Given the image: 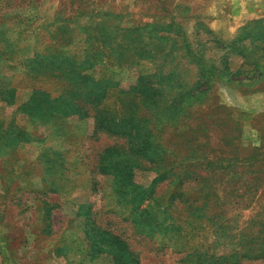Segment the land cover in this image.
<instances>
[{"label":"rangeland","instance_id":"1","mask_svg":"<svg viewBox=\"0 0 264 264\" xmlns=\"http://www.w3.org/2000/svg\"><path fill=\"white\" fill-rule=\"evenodd\" d=\"M262 17L264 0H0V264H115L106 245L89 249L90 218L119 235L140 264H180L193 248L197 263L264 264V67L246 60L248 52L264 62V39L246 37V22ZM141 27L152 61H128L95 39L104 32L119 43ZM186 43L214 66L210 86L177 112L161 116L151 106L161 122L146 150L165 160L119 166L127 197L142 188L139 202H126L113 168L94 166L100 148L122 139L94 132L92 116L49 115L30 93L53 97L70 88L69 77L89 75L91 92L105 89L104 102L115 104L141 75L170 66L189 87L198 67L182 57ZM48 52L49 61L58 52L70 58L78 73L41 69ZM85 53L91 66L78 63ZM165 53L174 58L158 68ZM181 167L197 181H181ZM42 199L53 205L49 219Z\"/></svg>","mask_w":264,"mask_h":264},{"label":"trees","instance_id":"2","mask_svg":"<svg viewBox=\"0 0 264 264\" xmlns=\"http://www.w3.org/2000/svg\"><path fill=\"white\" fill-rule=\"evenodd\" d=\"M168 26L170 25H167L166 27ZM262 27H264V17L247 21L246 29H248V31L246 37H249L251 41L255 39H264V30H262ZM145 29H147V27L133 30L132 34L125 35L119 43L110 40L109 35L106 37L104 32H97V37H95V39L98 42L101 41L102 46L107 47L112 53L117 51L119 54H122L123 59H128V61L134 60L138 62L139 60H145V58L152 61L154 59H151L150 57L149 48L144 46L139 37V35H144ZM182 46H184L182 57H186L185 59L188 62L193 63L198 67L197 79L189 87H185V85L177 78V72L175 69L170 66L169 70H151L149 74L141 75L138 80V86L124 89L123 92H126L124 98L128 99L123 101L121 97H116V100H120V102L115 104L112 101L104 102V99L106 98L105 89L100 93L91 92L89 81L85 78L89 75H81L79 80L77 76L69 77L70 88L53 97L50 96L48 90L33 89L30 93L34 96L36 102H39L38 104H40V108L43 109L44 107L46 109L47 114L61 117L70 114L78 117L92 116L94 120V132H105L122 139L121 143L115 142L100 148L98 159L94 166L100 173L109 172L107 169L109 167L107 166L113 168V186L116 188L118 197H121L126 202H128V199H130L133 204H136V201L139 202L142 188H135V191H131V195L127 197L128 192L125 190L126 185L122 182L123 173L119 166H123L124 168H135L138 166L140 167L144 163H148L149 167H152L156 163L158 164L160 160H165L163 156L154 155L146 150L148 146H151L149 145V142L151 141L152 127H155L156 120L161 122V117L155 116L152 109L150 110L151 106L157 104L160 105L161 107L157 106L154 110L157 112L162 111L163 113L161 116L170 111L177 112V108H179L180 105H189L194 99L200 98L201 94H203L210 86L208 76L211 74L214 66L210 65L201 56L197 55L195 50L189 44L186 43ZM86 48L87 47L84 49ZM232 49L235 52L244 54L243 49L238 47ZM142 51H147L148 53L144 54ZM58 53H56L55 58L52 57L51 61H49V56H52V53L48 52L45 56H42V58L38 60L39 67L41 69L50 67V69L57 71L58 75H62L64 72L65 75L67 74L68 76L71 74L76 75L78 70L74 69L75 72L72 70L75 64L72 63L71 59L62 57L61 53ZM94 53L97 52L93 51L92 54ZM173 56L172 53H165L160 61L157 62L158 68L167 65V62L174 58ZM91 58L94 59L91 55L86 54L84 61H78V63L85 67L87 64H90ZM247 59H250L255 67H264V62H259L257 59L251 58V55L248 52H246V60ZM65 60L71 62L69 67L65 65ZM92 64L93 63H91L90 66ZM170 82L172 85L169 87ZM164 83L168 85L167 88L163 87ZM5 90H8V88L5 87L2 94L7 93L9 96L12 95V93ZM36 93H38V95H35ZM148 94L151 95L149 99H147ZM162 95H164L165 98L158 103L157 100ZM129 121L134 125L133 132L127 128ZM158 121L157 126H159ZM18 133L23 134L24 136L26 135V132L22 130H19ZM135 133L137 137L135 136ZM25 140H28V138ZM201 160L204 159H195L194 162L201 166L203 165V162L206 164L209 162ZM203 168L205 169V167ZM181 170L184 174L181 172L177 173V177L180 175L183 176L181 181L187 180L188 183H190L191 180L196 179L195 177L188 175L194 171H190L188 168L184 169V167H181ZM168 172L169 171H167V173ZM201 176L204 175L199 174V177ZM41 201L46 206L44 213L46 214V218L49 219L53 205L47 203L45 199H42ZM139 204L140 203H137L138 207ZM90 219V222L88 221L86 224L84 223V228L86 227L85 235L89 242L88 247L92 254H97L99 248H102V245H106L108 251L114 254L115 264H140L137 253L130 250L128 245L119 235L99 227L94 223L92 218ZM133 221L136 225H143L146 222L151 223V219L148 221ZM162 223H165L162 219H156L154 221L155 225ZM89 226L91 228L90 231L89 228H87ZM160 228L162 230L169 229L168 223H165V226ZM144 230L147 231L148 229ZM197 249L198 248H193L184 251L179 258L180 264H202L201 261L200 263H197L198 261H196V259L200 260V252L197 251Z\"/></svg>","mask_w":264,"mask_h":264}]
</instances>
